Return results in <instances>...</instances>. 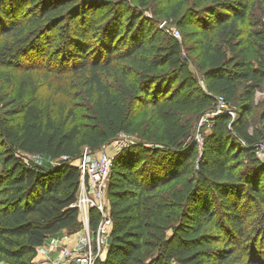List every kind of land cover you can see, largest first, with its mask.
Here are the masks:
<instances>
[{
  "label": "trees",
  "instance_id": "obj_1",
  "mask_svg": "<svg viewBox=\"0 0 264 264\" xmlns=\"http://www.w3.org/2000/svg\"><path fill=\"white\" fill-rule=\"evenodd\" d=\"M89 2L45 0L42 16L34 14L29 19L28 25L34 26L47 18L46 34L64 24L62 48L73 69L89 71L87 87L95 102L85 124L76 121L72 109L60 121L45 120L33 101L20 106L23 117L19 120L0 116V264H37V248L49 236L63 228L80 229L76 201L81 172L77 161L83 149H99L121 132H130L139 103L146 104L150 98L158 102L173 84L179 91L196 83L197 76L188 62L190 55L182 57L184 41L154 31L149 21L136 14L125 26L122 13L113 22L109 3L100 4L104 6L102 13H108L101 19L104 23L96 21L85 15ZM225 2L224 7H232L233 12L217 22L209 19L207 24L216 29L203 32L197 41L198 67L206 98L216 100L217 95H223L229 103L236 98L238 115L232 118L227 111L216 115L201 149L196 142L177 146L180 135H189L180 127L176 133L159 135L151 145L134 142L117 151L107 192L112 226L104 256L96 264H166L171 259L179 264H208L217 250L207 245L202 228L213 223L220 226L215 220L216 203L223 208L219 218L232 231L243 234L248 214L240 207L244 190L263 198L260 180L250 179L246 171L236 173L234 162L243 153L251 154L256 171L264 169V161L257 156L264 144V105L259 124L253 126L250 120L256 88L264 82V65L260 70L250 65L247 55L251 49L241 35L248 4ZM213 10L208 16L218 19ZM11 13L7 0H0V14L6 22L2 32L25 27L26 23L13 20ZM80 14L83 19H78ZM109 14L112 17L106 19ZM89 31L95 35H87ZM116 58L128 60L138 70L132 78V71L113 65ZM229 60L243 69L240 74L227 69ZM113 68L122 77L117 89H112L101 74H113ZM239 78L254 83L244 85L239 92ZM29 154L58 160L48 164L26 161ZM186 177L183 201L182 194L175 195L182 203L181 214L189 220L187 228L160 257L152 255L147 260L145 246L159 236L173 209V204L157 198L156 192ZM98 217V210L92 208V229H96ZM219 256H224L222 249Z\"/></svg>",
  "mask_w": 264,
  "mask_h": 264
},
{
  "label": "rangeland",
  "instance_id": "obj_2",
  "mask_svg": "<svg viewBox=\"0 0 264 264\" xmlns=\"http://www.w3.org/2000/svg\"><path fill=\"white\" fill-rule=\"evenodd\" d=\"M76 1L77 3L91 1L86 5L87 12H85V15L94 18L96 21L100 20L101 23H104V21H101L102 17L108 15V13H102L104 6L100 4L109 3V6H113V22L115 16L122 13L121 20L124 26L130 22V17L136 14L149 21L150 25H153L154 31L165 36H174L171 29L177 27L180 30L178 38L184 41L182 57L190 55L188 62L192 72L197 76L194 85L179 91L173 84L172 89L161 96L158 102L156 99L150 98V101L146 104L139 103L135 107L136 115L130 132H121L99 149L91 150L85 147L80 157L87 153L88 159L90 157L94 159L102 150L114 157L117 151L124 146L134 142H144L146 145H151L159 135L176 133L180 127L187 129L189 135L183 137H180V135L176 139L177 146L186 147L196 142L199 149H201L200 144L203 142L205 135L212 130L214 117L219 113H215V99L206 98L208 95L206 85L198 67L200 50L196 48V45L203 32L216 29L215 25L207 24L209 19L211 22H217L225 17V13L233 12L232 7H224L227 4L225 1L248 4L245 21L240 26L241 35L245 39L244 43L248 44L251 49L247 55L250 65L259 70L264 65V0ZM7 3L12 12L13 20L17 19L26 24L25 29L2 32L1 29L5 28L3 26L6 22L0 14V116H10L11 120H19L23 117V113L19 111L20 106L33 101L42 110L45 120L60 121L65 117L68 110L72 109L76 113L77 122L87 123L93 109L95 95L87 87L89 71L86 69H73L74 67L72 68L71 62H69L71 59L66 58L67 53L62 48L66 33H64V24L49 34L45 33L47 18H42L37 25H28L30 17L34 14L42 16L41 9L45 4V0H7ZM211 8L216 12L218 19L208 16ZM210 14H213V12ZM110 17H112V14H109L106 19ZM83 18L82 14L78 16V19ZM85 20L87 19L85 18ZM61 32H63V35ZM87 35L94 36L95 32L89 31ZM53 37H57V39L53 40ZM93 38L96 39V37ZM119 46L121 49H125L123 44ZM113 65L124 71H132L131 78L138 71L128 60L113 59ZM227 69L231 73L238 72L239 74L243 70L235 60L228 61ZM115 70L113 68V74L101 71L104 81L112 89H117L122 82L121 75ZM237 81L239 82V92L242 91L244 85L254 83V80H245L244 78H239ZM253 104L250 120L254 126L259 124L260 111L264 105V82L256 88ZM236 106V98L232 99L231 103L228 101L229 110L227 112L232 118H236L238 115L235 110ZM209 116H211L210 120H208ZM258 157L264 161L263 155H261L262 158ZM252 159L251 154L243 153L234 162V169L236 173L248 172L250 179L255 177L259 179V188L263 198H260L259 195L249 194L244 190L240 207H243L248 214H246V221L243 225V234L232 231L219 218L223 208L216 203L217 215L215 220L219 221L220 226L213 223L202 228L207 245L217 250L210 257L208 264H264V169L261 172L256 171V165L252 163ZM57 160L45 155L38 158V161L43 164ZM187 180L186 177L180 181H174L156 192V197L171 202L173 209L170 212L169 219H166V222L160 228L159 236L149 240L145 246L147 260L152 255L153 257H160L163 251H166L169 245L174 242L175 237H179L182 229L187 228L189 220L184 219L183 214H181L182 203L178 202V196L176 197V195L182 194L181 200L183 201L185 193L181 191L184 189ZM98 213V219L101 221L102 213L99 211ZM90 229L92 231L91 227ZM78 230L75 229L70 234ZM50 238L45 241V245L48 246ZM102 245L105 246V252L108 238L105 243L103 239ZM165 247L167 248L165 249ZM221 249L225 257L219 256ZM42 251L43 253H49L53 250L44 247ZM55 252L54 257L47 256V258H55L58 255V252ZM103 254L97 257L96 262ZM39 262L41 261L38 259L37 264ZM166 264H179V262L176 259H171Z\"/></svg>",
  "mask_w": 264,
  "mask_h": 264
},
{
  "label": "built area",
  "instance_id": "obj_3",
  "mask_svg": "<svg viewBox=\"0 0 264 264\" xmlns=\"http://www.w3.org/2000/svg\"><path fill=\"white\" fill-rule=\"evenodd\" d=\"M171 32L176 37L180 36V30L177 27H173ZM215 101V113L229 110L228 101L223 95H217ZM230 113L232 114V112ZM210 119L211 116L208 120ZM202 143L200 144L201 147ZM257 154L260 157L261 155L264 156V144L257 150ZM39 157H41L40 154H29L26 155L25 159L26 161L38 160ZM112 160L113 156L105 150L100 151L94 159L91 157L88 159L87 153L78 159L77 164L80 168L81 177L76 205L79 208V219H81L82 227L77 232L67 235V243L62 238L51 237L48 246L45 243L39 246L41 251L47 247L58 252L55 258L45 257L42 262L48 264H94L97 257L103 254L105 246L102 245V241L104 239L105 243L106 239L109 238L112 226L107 193ZM92 208L102 213V220L98 221L96 229H92L93 232L90 229L91 226L89 227V212ZM72 238H75L74 244L70 242Z\"/></svg>",
  "mask_w": 264,
  "mask_h": 264
},
{
  "label": "crops",
  "instance_id": "obj_4",
  "mask_svg": "<svg viewBox=\"0 0 264 264\" xmlns=\"http://www.w3.org/2000/svg\"><path fill=\"white\" fill-rule=\"evenodd\" d=\"M79 221L81 222V219H79ZM81 225H82V222H81ZM71 232H74V231H73V230L69 231L68 228H63V229H61L60 231H58L57 233H55V234L49 236L48 238H50V237H58V238H62L63 241H64L65 243H67L68 240H67L66 237H67V235H69ZM66 240H67V241H66ZM70 242H71L72 244H74V243L76 242V241H75V238H72ZM44 243H45V242H44ZM71 243H69V244H71ZM37 250H38V254H37V262H38V259H39V261H41V262H39V264H48L47 262H42V261H44V258L47 257V256H52V257H54V256L56 255V252H55V251H50L49 253H47V252H44V253H43V251L39 250V248H38ZM103 256H104V254H103ZM49 258H50V257H49Z\"/></svg>",
  "mask_w": 264,
  "mask_h": 264
}]
</instances>
